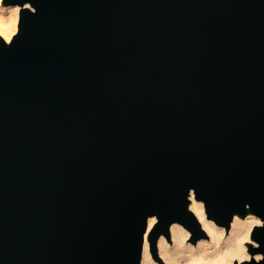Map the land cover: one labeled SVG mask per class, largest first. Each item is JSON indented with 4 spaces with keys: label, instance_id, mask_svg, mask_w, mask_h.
<instances>
[{
    "label": "water",
    "instance_id": "1",
    "mask_svg": "<svg viewBox=\"0 0 264 264\" xmlns=\"http://www.w3.org/2000/svg\"><path fill=\"white\" fill-rule=\"evenodd\" d=\"M0 264H141L189 207L264 220V0H5ZM27 3L31 8L25 7ZM249 251L263 256L264 225Z\"/></svg>",
    "mask_w": 264,
    "mask_h": 264
},
{
    "label": "bare ground",
    "instance_id": "2",
    "mask_svg": "<svg viewBox=\"0 0 264 264\" xmlns=\"http://www.w3.org/2000/svg\"><path fill=\"white\" fill-rule=\"evenodd\" d=\"M15 7H19L20 10L22 8L20 4H6L4 1L0 3V18L11 23L13 18L12 9ZM15 18L18 23L20 21V11L15 15ZM18 30L16 24L14 33L16 34ZM190 199L189 207L207 231L208 237L189 240L191 230L182 222L174 221L170 225V236L163 232L158 239L159 253L164 261L161 262L154 256L157 253H153L149 238L158 222L157 215H152L149 218L141 264H233L253 257V254L248 250L246 241L257 225L255 221L262 220L259 215L251 211L246 216L238 212L234 213L228 233L225 225L208 216L204 200L197 198L194 191L191 192ZM153 217H155V221H153ZM245 236H247V239H243L242 245L244 251H241L240 241ZM241 256L244 258L241 259Z\"/></svg>",
    "mask_w": 264,
    "mask_h": 264
},
{
    "label": "snow or ice",
    "instance_id": "3",
    "mask_svg": "<svg viewBox=\"0 0 264 264\" xmlns=\"http://www.w3.org/2000/svg\"><path fill=\"white\" fill-rule=\"evenodd\" d=\"M0 3H3V0H0ZM25 7L31 8L32 6L31 4H27L25 5ZM14 12H15V8L12 9L13 18L11 23H8L2 18H0V43H2L5 40L9 43L12 42L13 35L15 34L14 30L17 24ZM153 221H155V217H153ZM255 222L256 224L264 225V220H256ZM249 259H251V257H249ZM256 259H258V256L256 257Z\"/></svg>",
    "mask_w": 264,
    "mask_h": 264
},
{
    "label": "rangeland",
    "instance_id": "4",
    "mask_svg": "<svg viewBox=\"0 0 264 264\" xmlns=\"http://www.w3.org/2000/svg\"><path fill=\"white\" fill-rule=\"evenodd\" d=\"M4 2H5V0H3ZM17 26H18V29H19V22L17 23ZM248 214V213H247ZM246 214V215H247ZM246 215H244V216H246ZM188 228V227H187ZM191 230V229H190ZM229 231H230V228L227 230V232L229 233ZM194 233H193V231L191 230V236H190V238H189V240H194ZM203 237H208V236H203ZM248 244L249 243H253V244H258L254 239H253V237H252V232H251V236H250V238L246 241ZM248 250H249V245H248ZM160 248H159V245H157V255L156 254H154V256L155 257H157V259L159 260V261H161V262H164L163 261V259H162V256H160ZM154 253V252H153ZM251 253V252H250ZM257 256H260V257H262L263 255L262 254H255V255H253V257H257Z\"/></svg>",
    "mask_w": 264,
    "mask_h": 264
},
{
    "label": "clouds",
    "instance_id": "5",
    "mask_svg": "<svg viewBox=\"0 0 264 264\" xmlns=\"http://www.w3.org/2000/svg\"><path fill=\"white\" fill-rule=\"evenodd\" d=\"M19 11H20L19 7H15L14 15L18 14ZM243 239H247V236H245L244 238H242V240L240 241V243H241V251H244V249H243V247H242V245H243ZM243 258H244V257L241 256V259H243ZM261 258H262V257L258 256V259H257V260H259V259H261Z\"/></svg>",
    "mask_w": 264,
    "mask_h": 264
}]
</instances>
